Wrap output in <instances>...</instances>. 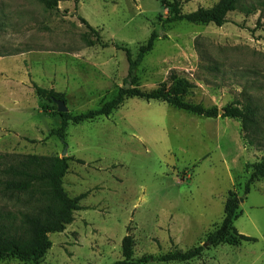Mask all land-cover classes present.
<instances>
[{
  "label": "rangeland",
  "instance_id": "rangeland-1",
  "mask_svg": "<svg viewBox=\"0 0 264 264\" xmlns=\"http://www.w3.org/2000/svg\"><path fill=\"white\" fill-rule=\"evenodd\" d=\"M169 2L60 0L48 9L38 0H0V154L62 158L67 151L75 159L65 178L70 196L87 193L91 204L64 233L50 235L53 247L42 264H118L128 235L134 260L147 264H264V179L245 192L264 161V0H243L223 27L166 24ZM181 2L187 14L220 0ZM245 5L256 12L246 15ZM153 33L159 38L137 69L138 87L168 89L174 74L194 85L181 100L218 108L220 116L130 99L110 118L71 124L67 146L53 136L62 120L34 86L64 94L72 116L97 110L128 78L121 47L136 58ZM229 105L251 107L256 122L244 130L242 120L222 118ZM76 173L83 181L75 189ZM231 194L239 201L234 226L257 242L211 248L189 263L161 262L203 246Z\"/></svg>",
  "mask_w": 264,
  "mask_h": 264
},
{
  "label": "trees",
  "instance_id": "trees-1",
  "mask_svg": "<svg viewBox=\"0 0 264 264\" xmlns=\"http://www.w3.org/2000/svg\"><path fill=\"white\" fill-rule=\"evenodd\" d=\"M48 9L58 8L60 0H38ZM243 0H220L212 9L200 8L192 13H183L181 0H170L169 17L166 24L188 22L196 25H215L223 27L228 21L230 13L241 9ZM246 15L256 12L255 5H245L242 9ZM79 20L93 33L96 31L82 17ZM159 36L153 33L147 43L139 47L138 55L134 58L130 49L121 47L129 64V75L117 96L105 103L101 108L84 114L72 116L70 113L60 114L61 128L53 136L60 139L67 146V130L69 126L81 125L99 118H110L112 114L130 99H140L147 102H165L187 113L216 119L220 116L218 108L207 109L201 105L186 103L181 97L188 94L194 85L181 80L172 74L174 85L145 91L138 87L137 69L143 64L145 58L154 50ZM99 40L100 37H99ZM129 85V87H127ZM36 94L54 105L58 111L55 100L66 101L62 93L55 90L43 89L34 86ZM222 118L240 119L244 130L249 123L256 122L255 111L251 107L241 109L229 105L223 109ZM253 145L254 142L250 141ZM73 157L38 156L0 154V201L4 204L0 208V262L16 259L24 263L42 264L45 256L53 247L50 235L64 233L68 226L75 222V214L83 210L81 202L88 196L87 193L71 197L65 188V178L70 171V162ZM82 165L85 162L77 160ZM264 179V161L254 167L253 173L245 186L249 194L255 181ZM8 204H15V210H9ZM240 218L239 201L234 194L230 195L224 210L221 225L207 235L203 246L195 247L185 253L174 252L163 256L164 263H189L200 259L205 251L221 245L239 247L243 243H255L257 239L247 237L238 232L234 223ZM123 261L118 264H147L149 260L135 261V239L133 235L126 236L122 241Z\"/></svg>",
  "mask_w": 264,
  "mask_h": 264
},
{
  "label": "crops",
  "instance_id": "crops-1",
  "mask_svg": "<svg viewBox=\"0 0 264 264\" xmlns=\"http://www.w3.org/2000/svg\"><path fill=\"white\" fill-rule=\"evenodd\" d=\"M71 169H72V168L70 167V170H71ZM87 175H88V174H87ZM82 181H83V179H81L79 173H76V175H75V179H74V181L72 182V184L74 185V188H75V189H76V188H79V187L81 186L80 182H82ZM65 188H66V190L69 192V194L71 195L72 192L69 191V190L67 189V184H66V182H65ZM81 194H83V193H79L78 196L81 195ZM89 205H91V204H88V203H87V199L85 198V199L81 202V206L83 207V211H82V212L87 211L86 208H88Z\"/></svg>",
  "mask_w": 264,
  "mask_h": 264
},
{
  "label": "water",
  "instance_id": "water-1",
  "mask_svg": "<svg viewBox=\"0 0 264 264\" xmlns=\"http://www.w3.org/2000/svg\"><path fill=\"white\" fill-rule=\"evenodd\" d=\"M113 47H115V46L113 45ZM127 87H129V85H127ZM54 103L58 107V113H60V114L69 113V108H68L67 104L64 101L55 100ZM62 156L66 157L67 156V151H65Z\"/></svg>",
  "mask_w": 264,
  "mask_h": 264
}]
</instances>
